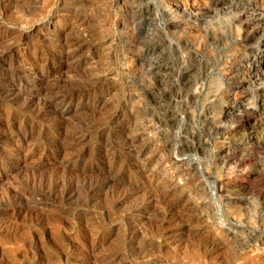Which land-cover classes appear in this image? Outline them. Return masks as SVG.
<instances>
[{
    "label": "rangeland",
    "instance_id": "rangeland-1",
    "mask_svg": "<svg viewBox=\"0 0 264 264\" xmlns=\"http://www.w3.org/2000/svg\"><path fill=\"white\" fill-rule=\"evenodd\" d=\"M261 13L264 0H0V264H264V118L254 115L264 108V78L252 77L264 68ZM66 39L75 41L81 63L73 85L93 90L59 125L54 111L43 118L37 106L3 93L49 95L46 82L54 80L45 75L60 65ZM159 64L177 71L167 84L163 72L155 74ZM186 67L198 79L189 95L176 84ZM96 74L102 85L94 84ZM165 110L176 114L171 134L183 128L203 147L189 156L204 160L216 189L206 206L186 196L180 214L160 201L159 178L147 183L155 162L144 177L118 145L121 121L155 125ZM109 174L118 186L94 193L91 186ZM196 183L183 187L186 193ZM131 185L139 187L136 195L122 200ZM220 221L237 228V239L224 234Z\"/></svg>",
    "mask_w": 264,
    "mask_h": 264
},
{
    "label": "bare ground",
    "instance_id": "bare-ground-1",
    "mask_svg": "<svg viewBox=\"0 0 264 264\" xmlns=\"http://www.w3.org/2000/svg\"><path fill=\"white\" fill-rule=\"evenodd\" d=\"M186 1V0H185ZM179 4V3H178ZM177 4V6H178ZM243 4V3H242ZM241 4V5H242ZM189 6V5H188ZM257 6V5H256ZM184 7V6H183ZM248 6H246V8H248ZM186 8V7H185ZM243 8V6H242ZM184 9V8H183ZM192 9V8H191ZM239 9V7H238ZM251 9V8H250ZM258 9V8H257ZM262 9V8H261ZM193 10V9H192ZM253 10V9H252ZM185 11V9H184ZM242 11V10H240ZM245 11V10H244ZM243 11V12H244ZM258 11V10H257ZM260 11V10H259ZM183 12V11H182ZM188 12V11H187ZM195 12V11H193ZM252 12V11H251ZM167 13V12H166ZM258 13V12H256ZM263 13V12H262ZM260 14L258 17H257V26L258 27H263L264 28V14ZM188 14V13H187ZM186 14V15H187ZM200 14V13H199ZM192 15V14H191ZM198 14L196 13V16ZM248 16H250V14L248 13L247 14ZM189 16V15H187ZM186 16V17H187ZM190 17V16H189ZM198 17V16H197ZM243 17V16H242ZM143 18V17H142ZM196 18V17H195ZM253 18V17H252ZM247 20V19H246ZM249 21V20H248ZM252 22V21H251ZM254 22V20H253ZM158 24V23H157ZM248 24V22H247ZM254 23H252L253 25ZM159 25H164L162 20H160L159 18ZM254 26H256L254 24ZM253 26V27H254ZM252 27V26H251ZM104 28V27H103ZM250 30V29H249ZM248 30V31H249ZM53 32V31H52ZM51 32V33H52ZM99 32V31H98ZM106 32V31H105ZM104 32V33H105ZM252 32V31H251ZM103 33V34H104ZM110 33V32H109ZM57 35V33H55ZM108 34V33H107ZM210 34V33H209ZM215 34V33H214ZM250 34V33H249ZM55 35V36H56ZM105 35V34H104ZM103 35V36H104ZM110 35V34H109ZM252 35V34H251ZM40 36V35H39ZM44 36V35H43ZM48 36V35H47ZM52 36V35H50ZM60 36V35H59ZM86 36V35H85ZM89 36V35H88ZM106 36V35H105ZM248 36V34L246 35ZM260 36V35H259ZM46 37V36H45ZM250 37V36H249ZM252 37V36H251ZM25 38V37H24ZM62 38V37H61ZM95 38V37H94ZM106 38V37H105ZM111 38V36H110ZM257 38V37H256ZM262 38V37H261ZM27 39V38H26ZM43 39V38H42ZM51 39V38H50ZM53 39V38H52ZM108 39V38H107ZM149 39V38H148ZM58 40V39H56ZM110 40V39H109ZM194 40V39H193ZM245 40V39H244ZM261 40V39H260ZM81 41V40H80ZM99 41V40H98ZM101 41V40H100ZM155 41V40H154ZM188 41V40H187ZM186 41V42H187ZM198 41V40H197ZM248 41V40H247ZM50 42V41H49ZM52 42V41H51ZM59 42V41H58ZM73 42L75 41H70V40H65L63 42L60 41V43L62 44V50L59 54V61H61L60 65L57 67V68H53L49 71V73L45 76H47V79H50L52 78L54 80V83L48 85V81L46 82V89L47 90L46 92L49 93V95L45 94L44 96L45 97H41V95H35V94H28V95H25L22 94L21 92H18L17 94H13L12 91L10 92H5L3 93L4 95L6 94L7 96H9V98L13 99V101H22L23 102V105H25L26 108H32V107H35L37 106L38 107V112H37V115L38 116H42L44 118L43 115L47 114L48 110H51V111H54L53 114L55 115V118L56 120L59 119L60 120V123L59 125H64L65 123H67V119H69V117L71 116V112L73 111V103L76 101V100H79L81 99V97L83 96L84 93H88L90 91L93 90V88L90 86V87H82L81 85H73V80L78 76H76V73H73L75 72L76 70H78V65H81L80 62L77 61V54H76V50L73 51ZM103 42V41H102ZM157 42V41H156ZM201 42V41H200ZM199 42V43H200ZM255 42V41H254ZM262 42V41H261ZM77 43V42H76ZM83 43V42H81ZM190 43V42H189ZM188 43V44H189ZM203 43V42H201ZM50 44V43H49ZM52 44V43H51ZM60 44V45H61ZM105 44V43H104ZM161 44V43H160ZM204 44V43H203ZM203 44H201L200 46H202ZM54 45V44H53ZM159 45V44H158ZM191 45V44H190ZM189 45V47H190ZM193 45V44H192ZM215 45V44H214ZM103 46V45H102ZM157 45H154L153 46V51L156 50V47ZM160 46V45H159ZM188 46V45H187ZM199 47V44L197 45ZM197 46L195 47V50L197 48ZM204 46V45H203ZM263 46V45H262ZM52 47V46H51ZM57 47V46H56ZM150 47V46H149ZM194 47V46H193ZM192 47V49H194ZM214 47V46H212ZM211 47V49H212ZM59 48V47H58ZM210 47H208L209 49ZM218 48V47H217ZM47 49V48H46ZM55 49V47H54ZM199 49V48H197ZM206 49V51L208 50ZM215 49V47H214ZM189 50V49H188ZM191 50V49H190ZM189 50V51H190ZM201 50V49H200ZM199 50V51H200ZM264 50V49H263ZM55 51V50H54ZM151 51V50H150ZM205 51V52H206ZM209 51L211 50H208V53ZM214 51V50H213ZM216 51V49H215ZM158 52V51H157ZM166 52V51H165ZM193 52V51H192ZM79 53V52H78ZM197 53V51H196ZM201 53V52H200ZM204 53V52H203ZM12 54V53H11ZM199 54V53H198ZM196 54V56H199L200 57H197L198 59L201 58V55L202 54ZM54 55V54H53ZM213 55V54H212ZM57 56V55H56ZM204 56V54H203ZM18 57V56H17ZM77 57V58H76ZM194 57V58H195ZM212 57V56H211ZM215 57V56H214ZM11 58V57H10ZM13 58V57H12ZM11 58V59H12ZM181 58V57H180ZM260 58V57H259ZM19 59V58H18ZM54 59V58H53ZM203 59V58H201ZM15 60V59H14ZM13 60V61H14ZM17 60V59H16ZM155 60V59H154ZM19 61V60H17ZM22 61V60H21ZM183 61V60H182ZM189 61V60H187ZM192 61V60H191ZM200 61V59L198 60ZM205 61V60H204ZM16 63V62H15ZM185 63V62H184ZM193 63V62H192ZM191 63V64H192ZM166 64V63H165ZM57 65V64H56ZM256 65V64H255ZM190 67V66H189ZM199 67V66H198ZM212 67V66H211ZM260 67V66H259ZM187 68V67H186ZM192 68V67H191ZM200 68V67H199ZM205 68V67H204ZM41 69V68H40ZM182 69V68H181ZM245 69V68H244ZM250 69V68H249ZM44 70V69H42ZM48 70V69H47ZM197 73V70L196 68L194 69ZM204 70V69H203ZM210 70V69H209ZM212 70V69H211ZM247 70V69H246ZM24 71V70H23ZM155 74H160L163 72V74H165L167 77H164L162 78L161 80H166V81H170V80H167L168 79H171L173 77H175V74L177 73L176 70H173V69H170L168 64L166 65H161L159 64L156 68H155ZM168 71L172 72V73H169ZM176 71V72H175ZM40 73H42L43 71H39ZM46 72V70H45ZM104 72V71H103ZM241 72V71H240ZM244 72V71H243ZM44 73V72H43ZM238 74H240L239 72H237ZM39 74V73H38ZM100 74V73H99ZM98 74V75H99ZM194 74V73H193ZM242 74V73H241ZM240 74V75H241ZM247 74V73H246ZM26 75V74H25ZM34 75V74H33ZM94 75V74H93ZM92 75V76H93ZM97 74L95 75L96 76V80H93L94 81V84L96 85H99L106 81L105 78L103 77H100L101 75L98 76ZM106 75V74H105ZM162 74H160V77H161ZM244 75V74H243ZM242 75V76H243ZM91 76V75H90ZM177 76H179V79L177 80V83L176 81L174 82V84H178L179 86L182 85V88L185 90V93L186 95H189V92H191L192 90V87L194 86L195 87V79L193 81L192 78V70L190 69H184L182 71H179ZM195 76V75H194ZM238 76V75H237ZM241 76V77H242ZM30 77V76H29ZM28 77V78H29ZM37 77V76H36ZM153 77V76H152ZM158 77V76H157ZM248 77V76H247ZM252 77L254 79H261V78H264V68L263 70H256L254 73H252ZM23 78V77H22ZM32 78V77H31ZM82 78V77H81ZM80 78V79H81ZM177 78V77H176ZM197 78V76H196ZM200 78V77H199ZM250 78V76H249ZM33 79V78H32ZM51 79V81H52ZM241 79V78H240ZM29 80V79H28ZM41 80V79H40ZM157 80V79H156ZM175 80V79H174ZM173 80V81H174ZM202 80V78H201ZM236 80V78H235ZM245 80V78H244ZM19 81V80H18ZM24 81V80H23ZM50 81V80H49ZM76 82L79 81L78 79L75 80ZM198 81V79L196 80ZM195 81V82H196ZM203 81V80H202ZM21 82V81H20ZM28 82V81H27ZM53 82V81H52ZM165 82V81H164ZM163 82V83H164ZM232 82V81H231ZM248 82V81H247ZM78 83V82H77ZM106 83V82H105ZM162 83V84H163ZM166 83V82H165ZM238 83V82H237ZM241 83V82H240ZM87 84V83H86ZM167 84V83H166ZM173 84V85H174ZM235 84V82H234ZM20 85V84H19ZM104 85V84H103ZM197 85V84H196ZM245 85V84H244ZM45 86V85H43ZM236 86H240V84L238 83ZM21 89V88H20ZM44 89V88H42ZM99 89V88H98ZM194 89V88H193ZM29 90V89H28ZM41 90V89H40ZM30 92V91H29ZM45 92V93H46ZM215 93V92H214ZM105 94V93H104ZM108 94V92H107ZM194 93L192 92L191 95H193ZM47 95V96H46ZM87 95V94H86ZM153 95V94H152ZM182 95V94H181ZM185 95V96H186ZM106 95L102 96V98H105ZM112 96V95H111ZM6 97V96H5ZM22 97V98H21ZM182 97V96H181ZM184 97V96H183ZM189 97V96H187ZM216 97V96H214ZM218 98V97H216ZM107 99V97H106ZM109 99V98H108ZM183 98H181V101H182ZM195 99V98H194ZM213 99V98H212ZM5 100V99H4ZM104 100V99H103ZM190 100V99H189ZM215 100V99H214ZM11 101V100H10ZM82 101V100H80ZM106 101V100H105ZM178 101V100H177ZM180 101V100H179ZM193 101V99H192ZM9 102V101H8ZM12 102V101H11ZM158 102V101H157ZM156 102V103H157ZM188 102V101H187ZM210 102V101H208ZM214 102V101H213ZM178 103V102H177ZM189 103V102H188ZM180 104V103H179ZM192 104V103H191ZM212 104V102H211ZM182 105H185L186 107V104H182ZM189 105V104H188ZM218 105V104H217ZM160 106V105H159ZM212 106V105H211ZM103 107V106H102ZM120 108V107H119ZM125 108H127L125 106ZM169 108V107H168ZM167 108V109H168ZM184 108V107H183ZM212 108V107H211ZM237 108V107H236ZM112 109V108H111ZM118 109V108H116ZM114 109V110H116ZM186 109V108H185ZM214 109V108H213ZM75 110V109H74ZM121 110V109H120ZM123 110V109H122ZM127 110V109H126ZM173 110V109H172ZM129 112V110H127ZM158 111V110H157ZM214 111V110H213ZM237 111V110H236ZM74 112V111H73ZM117 112V111H116ZM166 114H162L160 116H157V118H155V125L153 123V125H151L152 121L150 122L151 124L149 125H138V124H135V123H130V122H126L124 121H121V125L118 127L119 129V133H118V145L122 148V147H125V149L127 150V152H129L131 154V156L133 157L134 161L136 163H139L140 164V170H136V171H140L141 175H143L145 177V171L146 169L152 165L153 162H155L154 166H153V169L151 170V174H149V177L148 178H151V179H148V184L152 182L153 179H158L159 180L157 181L158 183H156V188L157 186L161 188V190H159L158 192L161 193L160 195V201L163 202V203H168V206H169V212L170 213H173V214H180V211L181 209L179 208L182 203H181V200L184 199L186 196H188V199L186 200L188 203L189 201H193V200H190L191 198H194L196 201H200V203H204L205 206L208 205V203H210L209 201L210 200H213L212 197H210V193H212L211 195L214 196V192L216 191L215 187H214V183L213 182H209V176H205V173H204V169L201 168V165L202 163H204V160L201 159V158H198V159H195V158H191L189 156V153L194 151L196 155H199L202 153L203 151V147L201 146V144H194L192 141H190L187 137H185L182 129L180 128L177 132H176V135H173L171 134V131L169 130V127L170 129H172V124L174 125L175 121H176V114H173L171 111L169 110H165ZM192 112V111H191ZM249 112V111H248ZM255 113V111H253ZM36 113V112H35ZM107 113V112H106ZM121 113V112H120ZM230 113V112H229ZM112 116L114 115V113L112 112L111 113ZM124 114V113H123ZM154 114V113H153ZM238 114V113H237ZM236 114V116L238 117V115ZM34 115V114H33ZM37 115L35 117H37ZM122 115V114H120ZM128 115V113H127ZM136 115V114H135ZM201 115V114H200ZM255 115V118H259L260 116H263L264 118V108H262V110H258V113L254 114ZM47 116V115H46ZM119 116V115H118ZM125 116V115H124ZM131 116V115H130ZM209 116V115H208ZM211 116V115H210ZM209 116V118H210ZM235 116V114H234ZM235 116V117H236ZM34 117V118H35ZM51 117V116H50ZM121 117V116H120ZM135 117V116H134ZM191 117V115H190ZM253 117V116H252ZM53 118V117H52ZM112 117H110L111 119ZM126 118H128L126 116ZM133 118V117H131ZM209 118L207 116H205V122H209ZM239 118V117H238ZM249 118V117H248ZM254 118V119H255ZM28 119V118H27ZM39 119V118H37ZM35 119V120H37ZM71 119V118H70ZM118 117L116 115L115 119L114 120H117ZM150 119V118H149ZM213 119V117H212ZM237 119V118H236ZM53 120V119H52ZM120 120V118H119ZM126 120V119H125ZM129 120V119H128ZM134 120V119H133ZM153 120V119H152ZM261 120V119H260ZM110 121V120H109ZM138 121V120H137ZM133 122V121H131ZM154 122V121H153ZM203 122V121H202ZM254 122V121H253ZM30 123V122H29ZM55 123V122H54ZM112 123V122H111ZM189 122H187L188 124ZM191 123V121H190ZM108 124V122H107ZM118 124V123H117ZM203 124V123H202ZM206 124V123H204ZM252 124V123H251ZM256 124V123H255ZM32 125V124H31ZM70 125V124H69ZM83 125V124H82ZM110 125V124H109ZM115 125V124H114ZM113 125V126H114ZM213 125V124H212ZM181 126V125H180ZM184 126V125H183ZM211 126V125H210ZM253 126V125H252ZM59 127V126H58ZM75 127V126H74ZM114 127H117L116 125ZM172 127V128H171ZM187 127V126H185ZM207 127V126H206ZM62 128V127H61ZM168 128V129H166ZM213 128V127H212ZM185 129H188V128H185ZM193 129V128H192ZM216 129V128H215ZM176 130V129H175ZM184 130V129H183ZM211 131V129H209ZM214 130V128H213ZM73 131V130H72ZM151 131L155 132L156 134V138H152V137H155V134L154 136H150V133ZM185 131V130H184ZM190 131V130H189ZM217 132V130H216ZM220 132V131H219ZM186 134H188L187 132H185ZM191 133V132H190ZM114 134V133H112ZM111 134V135H112ZM152 134V133H151ZM152 134V135H153ZM195 134V132H194ZM218 134V132L216 133ZM74 135V134H72ZM190 135V134H189ZM193 134L191 133V136ZM215 135V134H214ZM213 135V136H214ZM195 136V135H193ZM192 136V138H193ZM76 137V136H74ZM84 138V137H83ZM116 138V139H117ZM74 139V138H72ZM115 139V138H114ZM200 139V138H199ZM192 140V139H191ZM110 141V140H109ZM105 142H108V141H105ZM108 144V143H107ZM106 144V145H107ZM118 147V146H117ZM113 148V147H112ZM119 148V147H118ZM261 148V147H260ZM264 149V148H263ZM107 150V149H106ZM110 150V149H109ZM241 150H244L243 148ZM228 151V150H227ZM226 152V151H225ZM204 153V152H203ZM226 154H228L226 152ZM232 154V153H231ZM105 155V154H104ZM225 155V154H224ZM233 155V154H232ZM111 156V155H110ZM109 156V157H110ZM239 156V155H238ZM193 157V156H192ZM197 158V156H194ZM229 157V156H228ZM231 157V156H230ZM233 157H235L233 155ZM103 158V157H102ZM72 159V158H71ZM70 159V160H71ZM222 159V158H221ZM225 159V158H224ZM230 159V158H229ZM235 159V158H234ZM76 160V159H75ZM74 160V161H75ZM87 160V159H86ZM105 160V159H104ZM108 160V159H107ZM106 160V161H107ZM196 160V161H195ZM101 161V160H100ZM110 161V160H109ZM195 161V162H194ZM77 162V161H76ZM224 162V161H223ZM230 162V161H229ZM235 162V161H234ZM135 163V164H136ZM109 164V163H108ZM111 164V163H110ZM113 164V163H112ZM205 165V163H204ZM225 165V164H224ZM235 165V164H234ZM111 166V165H110ZM137 167V166H136ZM203 167V166H202ZM208 167V166H207ZM137 169V168H136ZM208 169V168H207ZM65 170V169H64ZM130 171V169H129ZM108 172V171H107ZM132 172V171H131ZM110 173V172H109ZM135 173V172H134ZM132 175V174H131ZM136 175V174H135ZM60 176V175H59ZM58 176V177H59ZM107 176V175H106ZM142 177V176H141ZM147 177V176H146ZM169 177V178H168ZM57 178V177H56ZM67 178V177H66ZM168 178V179H167ZM200 178H203V182L202 181H199L198 179ZM73 179V178H72ZM58 180V179H57ZM63 180V179H62ZM136 180V179H135ZM196 181L198 183V186L200 187H195L193 188V190L189 191L188 193H186L187 191L183 188L186 186H188V184L190 183V181ZM264 180V179H263ZM134 181V180H133ZM55 182V181H54ZM57 182V181H56ZM55 182V183H56ZM61 182V181H60ZM115 180L113 179V177H111V175L109 174L107 176V178H104L103 181H101L100 183H97L95 185H92V190L94 191V193H99L101 190H103L104 188L108 187L109 185L111 186V188L113 187L112 185L115 186ZM65 183V180L63 182V185ZM69 183V181H68ZM160 183H162V185H159ZM196 183V184H197ZM62 184V183H60ZM66 184H67V181H66ZM71 185H73V182H70ZM69 184V185H70ZM145 184V183H144ZM149 184V185H150ZM195 184V183H194ZM58 185V183H57ZM62 185V187H63ZM70 185V187H71ZM61 186V185H60ZM58 186V187H60ZM66 186V185H65ZM118 186V185H117ZM115 186V187H117ZM127 186V185H126ZM56 187V186H55ZM69 187V186H68ZM154 187V186H153ZM24 188V187H23ZM66 188V187H65ZM64 188V189H65ZM90 188V186H89ZM122 188V186H121ZM128 188V187H127ZM131 189L133 190H129L128 192L125 191V193L123 194V199L122 200H126L128 199L129 197H132V195H134L136 192L135 190L139 189V187L137 186H134L132 188V185L130 186ZM188 188V187H187ZM191 188V187H190ZM72 190V188H69ZM192 189V188H191ZM213 189V190H212ZM14 190V189H13ZM17 190V189H16ZM60 190V189H59ZM128 190V189H127ZM210 190V191H209ZM152 191V190H150ZM149 190H147L146 188V192H150ZM57 192V191H56ZM61 192H62V189H61ZM121 192V191H120ZM141 192H144L143 190ZM145 192V194H146ZM179 192V194H178ZM34 193V192H33ZM32 193V194H33ZM64 193V192H63ZM71 193V192H70ZM93 193V192H92ZM91 193V194H92ZM156 193V192H155ZM19 194V193H18ZM143 194V193H142ZM136 195V194H135ZM134 195V196H135ZM149 194L145 195L148 197ZM156 194H154L153 196H155ZM159 194H157L158 196ZM27 196V195H26ZM64 196V195H63ZM122 196V195H121ZM120 196V198H122ZM32 197V196H31ZM68 197V196H67ZM35 198V197H33ZM38 198V197H37ZM74 198V197H73ZM116 198V197H115ZM134 198V197H133ZM137 198V197H135ZM140 198V197H139ZM143 198V197H142ZM146 198V197H145ZM149 198V197H148ZM214 198V197H213ZM21 199V198H19ZM24 199V198H23ZM36 199V198H35ZM42 199V198H41ZM44 199V198H43ZM154 199V198H153ZM152 199V200H153ZM156 199V198H155ZM18 200V199H17ZM61 200V199H60ZM142 200V199H141ZM150 200V199H149ZM172 200V201H171ZM21 201V200H20ZM28 201V200H27ZM63 201V200H62ZM127 201V200H126ZM130 201V200H129ZM147 202L146 205H148V203H150L147 200H145ZM25 202V201H24ZM124 202V201H123ZM185 202V201H184ZM212 203V202H211ZM216 203V202H215ZM117 204V203H116ZM141 204V203H140ZM192 204V203H190ZM2 205V204H1ZM23 205V204H22ZM146 205H144L142 207L145 208ZM189 205V204H188ZM134 206V205H133ZM197 203L193 205L192 208H197ZM201 206V205H200ZM137 207V206H136ZM139 207V206H138ZM137 207V208H138ZM185 207V205L183 206ZM187 207V206H186ZM147 209V208H146ZM167 209V208H166ZM183 210L187 209V208H182ZM202 209V208H201ZM133 211V210H132ZM167 211V210H166ZM194 212V211H193ZM130 213V212H129ZM139 214V213H138ZM130 215V214H129ZM131 216V215H130ZM175 216V215H174ZM129 217V216H128ZM132 217V216H131ZM172 219V218H171ZM182 223V222H181ZM188 223V222H187ZM186 224V223H185ZM71 225V224H70ZM164 225V224H163ZM197 225V224H196ZM219 225L221 226V228L225 229L224 230V234L227 235V236H231L232 238H235L237 239V236H238V233H237V228L233 227L232 225H227L223 222H219ZM195 226V225H194ZM199 226V225H198ZM196 226V227H198ZM202 226V225H201ZM72 227V225H71ZM192 227V226H190ZM203 227V226H202ZM165 228V227H164ZM189 228V227H188ZM193 229V228H192ZM158 230V229H157ZM167 230V229H166ZM187 231V230H186ZM185 231V232H186ZM207 231V230H206ZM188 232V231H187ZM199 232V231H198ZM203 232V231H202ZM181 233V232H180ZM217 233V232H215ZM183 234V233H182ZM206 234H209V233H206ZM205 234V235H206ZM189 235V233H188ZM191 235V234H190ZM204 235V234H203ZM218 235V234H216ZM215 236V235H214ZM159 237V236H158ZM197 237V236H196ZM206 237V236H205ZM202 239V238H201ZM204 239V238H203ZM214 239V238H213ZM191 240V239H190ZM205 240V239H204ZM202 241V240H201ZM221 241V240H220ZM237 241V240H236ZM208 242V240H207ZM206 242V244H207ZM212 242V241H211ZM200 243V242H199ZM198 243V244H199ZM203 243V242H202ZM205 243V241H204ZM147 244V243H146ZM215 243H213L214 245ZM83 245V244H82ZM205 245V244H204ZM212 245V246H213ZM217 245V244H216ZM211 246V245H210ZM216 247V246H215ZM219 248V247H218ZM211 249V248H210ZM214 250V249H213ZM212 250V251H213ZM192 252V251H191ZM209 253V252H208ZM210 254V253H209ZM149 255V254H148ZM43 263V262H42Z\"/></svg>",
    "mask_w": 264,
    "mask_h": 264
}]
</instances>
